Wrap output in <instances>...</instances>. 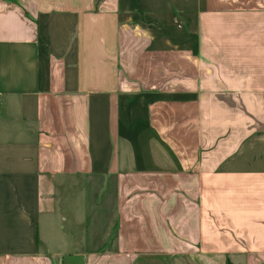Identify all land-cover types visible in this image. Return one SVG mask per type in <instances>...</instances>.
Returning a JSON list of instances; mask_svg holds the SVG:
<instances>
[{"label": "crops", "instance_id": "obj_1", "mask_svg": "<svg viewBox=\"0 0 264 264\" xmlns=\"http://www.w3.org/2000/svg\"><path fill=\"white\" fill-rule=\"evenodd\" d=\"M0 264H264V0H0Z\"/></svg>", "mask_w": 264, "mask_h": 264}]
</instances>
